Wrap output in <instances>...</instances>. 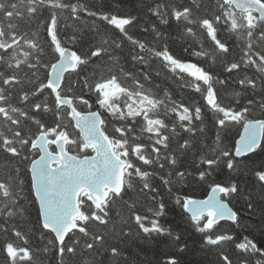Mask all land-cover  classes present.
Returning a JSON list of instances; mask_svg holds the SVG:
<instances>
[{"label": "snow or ice", "instance_id": "obj_1", "mask_svg": "<svg viewBox=\"0 0 264 264\" xmlns=\"http://www.w3.org/2000/svg\"><path fill=\"white\" fill-rule=\"evenodd\" d=\"M0 264H264V0H0Z\"/></svg>", "mask_w": 264, "mask_h": 264}, {"label": "trees", "instance_id": "obj_2", "mask_svg": "<svg viewBox=\"0 0 264 264\" xmlns=\"http://www.w3.org/2000/svg\"><path fill=\"white\" fill-rule=\"evenodd\" d=\"M89 2L96 3L97 0H89ZM137 70H143L142 66H139L137 68ZM156 81H157V83H161L163 85V87H165V88L175 89V86L171 83V81H165L163 77L156 78ZM204 194L205 193H204L203 190H196L194 192V195H196L198 198H201ZM166 222L172 223L173 225L180 224V226L182 228H186L187 227L186 223L181 220L180 209H175L174 212L170 213V215H169V217H168ZM185 236L187 238V233H185Z\"/></svg>", "mask_w": 264, "mask_h": 264}]
</instances>
